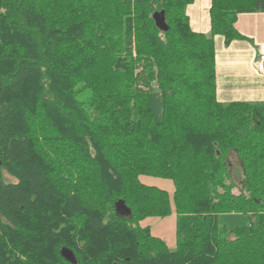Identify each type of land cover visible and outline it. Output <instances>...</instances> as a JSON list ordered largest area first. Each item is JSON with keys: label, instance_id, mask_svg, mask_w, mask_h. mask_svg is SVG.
I'll return each instance as SVG.
<instances>
[{"label": "trees", "instance_id": "trees-1", "mask_svg": "<svg viewBox=\"0 0 264 264\" xmlns=\"http://www.w3.org/2000/svg\"><path fill=\"white\" fill-rule=\"evenodd\" d=\"M192 1L0 0V264H264V102L217 98L213 40L264 0H210L211 36ZM173 212L170 249L141 221Z\"/></svg>", "mask_w": 264, "mask_h": 264}, {"label": "crops", "instance_id": "crops-1", "mask_svg": "<svg viewBox=\"0 0 264 264\" xmlns=\"http://www.w3.org/2000/svg\"><path fill=\"white\" fill-rule=\"evenodd\" d=\"M209 7L210 0H193L185 12L193 31L211 36ZM235 27L243 38L225 43L223 36H213L217 98L264 102V72L255 68V61L264 51V12L238 14Z\"/></svg>", "mask_w": 264, "mask_h": 264}, {"label": "rangeland", "instance_id": "rangeland-1", "mask_svg": "<svg viewBox=\"0 0 264 264\" xmlns=\"http://www.w3.org/2000/svg\"><path fill=\"white\" fill-rule=\"evenodd\" d=\"M193 18V17H191ZM223 81H221V85L223 87ZM219 99V98H218ZM220 100V99H219ZM221 102L228 103L229 101H222ZM230 170L232 172V176L235 178V183L240 185L242 180L241 170L239 169V162L235 156L231 157L230 160ZM8 179V175H6ZM140 180L147 185L157 186L161 189L166 190L170 195L173 192V182L170 179L162 178V177H155L152 175L142 174L140 176ZM234 193H238V189L235 188L233 190ZM175 220L176 216L175 213H171L166 216L162 217H148L141 221L142 226H147L150 232L161 239H163L170 249H175L176 247V238H175ZM248 216L239 213L233 214H220L218 216V222L220 224L226 225L228 228H233L236 226H242L247 224Z\"/></svg>", "mask_w": 264, "mask_h": 264}, {"label": "water", "instance_id": "water-1", "mask_svg": "<svg viewBox=\"0 0 264 264\" xmlns=\"http://www.w3.org/2000/svg\"><path fill=\"white\" fill-rule=\"evenodd\" d=\"M153 18H154L157 26L160 29H162V30H166L167 29V25H166V23L164 21V15H163L162 11L161 12H155L153 14ZM61 253H62V255H63V257L65 259H67L69 261L72 260L73 256H72V252L71 251H69V250L64 248V249H62Z\"/></svg>", "mask_w": 264, "mask_h": 264}, {"label": "built area", "instance_id": "built-area-1", "mask_svg": "<svg viewBox=\"0 0 264 264\" xmlns=\"http://www.w3.org/2000/svg\"><path fill=\"white\" fill-rule=\"evenodd\" d=\"M255 68L260 72H264V51L259 54L258 59L255 61Z\"/></svg>", "mask_w": 264, "mask_h": 264}]
</instances>
